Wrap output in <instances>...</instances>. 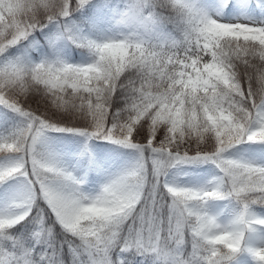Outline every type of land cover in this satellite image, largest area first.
<instances>
[{
  "label": "snow or ice",
  "instance_id": "obj_1",
  "mask_svg": "<svg viewBox=\"0 0 264 264\" xmlns=\"http://www.w3.org/2000/svg\"><path fill=\"white\" fill-rule=\"evenodd\" d=\"M0 264H264V0H0Z\"/></svg>",
  "mask_w": 264,
  "mask_h": 264
},
{
  "label": "trees",
  "instance_id": "obj_2",
  "mask_svg": "<svg viewBox=\"0 0 264 264\" xmlns=\"http://www.w3.org/2000/svg\"><path fill=\"white\" fill-rule=\"evenodd\" d=\"M190 250V249H189Z\"/></svg>",
  "mask_w": 264,
  "mask_h": 264
}]
</instances>
